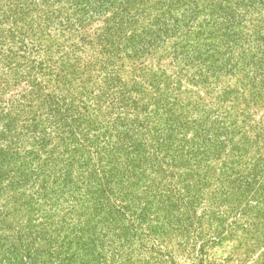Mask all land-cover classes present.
<instances>
[{"label":"trees","instance_id":"obj_1","mask_svg":"<svg viewBox=\"0 0 264 264\" xmlns=\"http://www.w3.org/2000/svg\"><path fill=\"white\" fill-rule=\"evenodd\" d=\"M257 107L264 0H0V264H264Z\"/></svg>","mask_w":264,"mask_h":264},{"label":"rangeland","instance_id":"obj_2","mask_svg":"<svg viewBox=\"0 0 264 264\" xmlns=\"http://www.w3.org/2000/svg\"><path fill=\"white\" fill-rule=\"evenodd\" d=\"M126 69L134 70V67L132 66H126ZM257 116L264 115V107H257L253 108ZM237 247L236 241H223L222 243L216 245L213 247V249L210 251V256L212 259H217L218 261L222 260L223 258H228L235 252V248ZM259 251L255 253L257 255ZM249 259L245 260V262H242L241 264H245ZM235 262V260H234ZM233 264V263H230Z\"/></svg>","mask_w":264,"mask_h":264}]
</instances>
